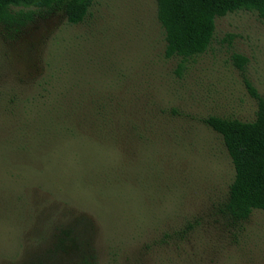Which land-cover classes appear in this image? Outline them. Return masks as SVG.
Instances as JSON below:
<instances>
[{
    "label": "rangeland",
    "instance_id": "rangeland-1",
    "mask_svg": "<svg viewBox=\"0 0 264 264\" xmlns=\"http://www.w3.org/2000/svg\"><path fill=\"white\" fill-rule=\"evenodd\" d=\"M13 9L0 22V264H264V211H222L234 168L203 122L255 119L264 20L217 17L178 72L157 0H94L74 25Z\"/></svg>",
    "mask_w": 264,
    "mask_h": 264
},
{
    "label": "trees",
    "instance_id": "trees-1",
    "mask_svg": "<svg viewBox=\"0 0 264 264\" xmlns=\"http://www.w3.org/2000/svg\"><path fill=\"white\" fill-rule=\"evenodd\" d=\"M94 0H0V22L15 17V7L62 10L69 24H80L91 13ZM238 10L255 11L264 20V0H157V18L164 30L165 58L178 57V72L185 62L208 50L212 44L216 18ZM240 68L248 57L234 53ZM258 109L254 120L216 114L203 122L221 137L234 168V177L222 211L232 221H243L255 209L264 211V97L248 83ZM83 113V112H82ZM98 118L105 116L98 112Z\"/></svg>",
    "mask_w": 264,
    "mask_h": 264
}]
</instances>
